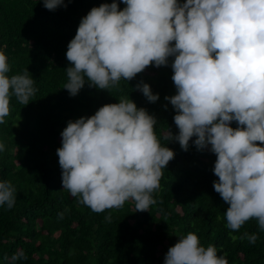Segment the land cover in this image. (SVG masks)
<instances>
[{
    "label": "clouds",
    "instance_id": "9594fccd",
    "mask_svg": "<svg viewBox=\"0 0 264 264\" xmlns=\"http://www.w3.org/2000/svg\"><path fill=\"white\" fill-rule=\"evenodd\" d=\"M120 2L122 10L113 0L81 18L67 45L72 66L65 69L64 89L76 96L86 80L90 87L119 89L121 81L132 80L149 65L165 66L173 57L176 94L165 99L176 112L178 133L167 129L158 136L155 117L128 95L94 115L69 120L56 150L63 189L96 213L121 208L129 199L136 211H148L175 155L161 140L178 141L187 151L195 137L198 150L210 146L216 156L213 188L229 205L226 227L238 231L254 218L264 231V0ZM43 6L50 11L66 7L64 0H43ZM10 70L0 49V124L10 114L12 97L27 105L37 91L26 68L14 75ZM136 88L149 102L159 98L145 83ZM233 121L236 128L230 126ZM4 147L0 143V151ZM15 202L14 186L0 181V206L10 210ZM20 258H26L23 252L12 260ZM163 264L228 260L188 232L168 248Z\"/></svg>",
    "mask_w": 264,
    "mask_h": 264
},
{
    "label": "trees",
    "instance_id": "16d2710c",
    "mask_svg": "<svg viewBox=\"0 0 264 264\" xmlns=\"http://www.w3.org/2000/svg\"><path fill=\"white\" fill-rule=\"evenodd\" d=\"M113 0H64L50 11L43 0H0V49L8 57L9 75L26 68L37 89L27 105L12 97L10 114L0 124V181H10L16 202L0 206V264H163L178 237L194 232L201 245H214L228 264H264V231L256 219L238 231L226 227L229 207L214 190L216 156L210 146L188 150L178 141L162 144L174 151L163 170L155 203L136 211L127 200L121 208L92 211L63 189L56 150L69 120L89 117L105 104L128 95L156 119V133H178L173 106L165 97L176 94L168 64L147 66L119 89L90 87L87 80L76 96L64 89L67 45L91 8ZM119 9L125 5L116 0ZM183 2V0H181ZM174 43V42H173ZM149 85L156 102H149L136 86ZM237 127L236 122L230 124ZM259 143V142H257ZM106 217H110L106 219ZM247 234V235H245ZM255 235V242L250 237ZM23 252L26 258L12 260Z\"/></svg>",
    "mask_w": 264,
    "mask_h": 264
}]
</instances>
